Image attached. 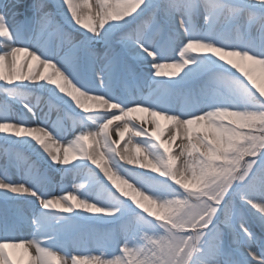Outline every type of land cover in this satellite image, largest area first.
I'll return each instance as SVG.
<instances>
[{
    "label": "clouds",
    "instance_id": "obj_1",
    "mask_svg": "<svg viewBox=\"0 0 264 264\" xmlns=\"http://www.w3.org/2000/svg\"><path fill=\"white\" fill-rule=\"evenodd\" d=\"M143 3L32 0L29 35L17 42L0 28V81L20 82L10 96L33 120L34 109L44 112L43 122L31 126L9 114L7 119L0 116V134L30 138L53 165L87 161L110 189L99 204L78 194L83 184L57 195L28 178L15 183L0 179L5 196L33 197L38 206L33 215L21 218L30 232H16L15 220L11 228L5 226L0 264H11L6 250L13 247L28 250V264H264V234H257L235 203L247 208L264 233V190H248L250 173L264 172V0H160L167 16L169 10L184 22L172 30L171 47L145 49L153 61L151 76L121 81L117 94L106 71L105 52L98 54L86 41L76 40L73 31L82 30L87 40L106 37V26L132 17ZM162 31L159 26L153 38ZM81 48L90 61L102 62L87 79L66 60L69 53L77 58ZM21 53L23 59L16 64ZM202 62L214 71L193 82L190 66ZM127 71L133 73L131 67ZM24 82L46 89L59 104L19 91ZM45 108L55 109L58 120L82 124L81 131L70 140L58 139L55 121L52 130L44 126ZM137 112L144 118L131 115ZM161 120L166 123L158 127ZM200 125L211 134H186L189 127ZM35 132L39 138L30 135ZM23 163L33 167L27 160ZM13 188L24 192L14 193ZM73 200L83 207L76 209ZM122 202L135 210L136 227L131 236L124 234L111 255L95 242L72 244L69 251L56 244L55 234L45 226L56 219L49 210L118 219ZM224 229L230 240H225Z\"/></svg>",
    "mask_w": 264,
    "mask_h": 264
},
{
    "label": "bare ground",
    "instance_id": "obj_2",
    "mask_svg": "<svg viewBox=\"0 0 264 264\" xmlns=\"http://www.w3.org/2000/svg\"><path fill=\"white\" fill-rule=\"evenodd\" d=\"M22 3L24 5H29L32 3V0H22ZM158 4H160V2L158 0H145L144 5L141 7L140 10H138V13H136V15L144 12V10L146 11L148 8H153L155 6H158ZM20 11L22 14L17 17L18 20L27 21L30 18H32V12L29 8L21 9ZM148 12H150V11H148ZM23 15H26L25 20L22 18ZM131 19H132V17H129V18H126V20L121 21L120 23L117 22L118 26H116V27L108 28L106 26L107 34L116 33L117 30L119 29V27H121L125 23H129ZM200 23H201V21L199 19H197L195 21V26L199 27ZM164 26L167 29V33H169L171 35L172 34V27L169 24V22H165ZM32 30H33L32 23H30V24L26 23L24 30L22 32V37H26L27 35H29V33ZM73 36L78 41H86L87 47H89L93 50L97 49L96 52L98 54H100L99 52H101L103 47H104V46H101L102 42H104L106 40V38L103 36H102V38H97L94 40H87L86 34L82 30L76 31V35H73ZM118 36H120V35H116V37L113 39L115 42L121 43L123 40ZM156 42H161V41H155V40L153 41L154 44ZM109 49L112 50V48H109ZM131 50L133 51V53L132 52L131 53L135 54V57H137L138 60L143 59V61L136 62V64L143 66L142 70L144 71V73H146L150 77L152 70L149 66L150 64L148 62V57L144 53L140 52V50L138 48L137 49H131ZM76 57L84 58V60H85L84 61V68H88L89 70H92V72L100 69L102 66V62L93 63L92 61H90L89 58L85 55L83 48H81V50L77 53ZM66 60L69 64H72L74 66V70L77 72L76 66H75L74 55L68 54V56L66 57ZM190 67H193L194 70H201L202 72H207L208 70L212 69L211 66L207 64V62H202L201 64H199L197 66H190ZM126 68L127 67L125 65L123 67V69H126ZM78 69H79V66H78ZM113 69L111 71L112 80H113V82L116 81L119 84L120 81H122L123 79H122V77L120 79L118 77L116 78V75L112 73ZM126 71H127V69H126ZM14 84L19 85L20 82H16ZM113 85H114V83H113ZM20 86H23L22 88H24V90L18 89L19 91L31 92L33 94L35 92L39 91V92L45 93L46 95L48 94V91L46 89H39L35 85H28L27 82H24V84L20 85ZM15 87H17V86H15ZM0 111H7V113L12 118L22 121L23 123H25L26 126H31L32 124H41L43 122V117H44V112L40 111L39 109H34V111L36 112V119L33 120L32 114L28 113L26 109H23L15 97L10 96V95L7 96L3 92L0 94ZM44 111L48 112V117H47L48 123L45 124L44 126L48 127L49 130H52L51 125L54 121H51V118L55 119L56 120V127H57V129H59V135L57 138L62 140V141L70 140L71 137H69L65 133V131H63L64 129H61V127L64 128V127L69 126V129H71L73 127H77V128H75V131L76 130L81 131V129L83 127V125L82 126H76L77 125L76 122H69L68 120H58L57 119V112L55 109L49 111L47 108H45ZM49 115H50V117H49ZM131 115H133L137 119H143L144 118V114L139 113V112L133 113ZM164 123L165 122L162 120L159 121L158 127L163 126ZM198 129L210 130L209 128L205 127L204 125H200L196 129L189 127L187 129L186 133H188L192 130H198ZM12 138H16V137H12ZM10 139H11V137H10ZM17 140L20 144H26L27 146H30L32 149L36 148L34 142L31 141V139L28 137H20V138H17ZM35 153L37 154V156L40 157L42 162H41V164H38L35 166H34V164H32L33 167H28L26 164L23 163V160H21L19 157L13 159L12 156H10L7 153V151L5 154L4 151L0 150V178L7 179V180L20 178L22 181H25L26 178H28V179H31L35 184L39 185L40 188H42L46 192L51 193V194L60 195V194H63V190L60 188L61 184L59 182H56V181H58L57 178H59V176H62L65 173L66 168H69L75 164H80V163L85 162V161H75L71 165L61 167L60 165H53L51 163V161L38 148L35 149ZM150 175L151 174H149V176ZM82 179L84 181H87V184L89 186H91V189L98 190L97 192L100 194V196L98 197L97 203L103 204V202L105 201V199L107 198V196L110 193V189L108 188L106 183L99 178V176L96 174V172L94 173V178L93 177L92 178L83 177ZM66 183H68V181L65 182L64 184H66ZM54 184L56 186H53ZM82 197L90 199L89 196L87 197V196L82 195ZM16 201L20 202L21 205L20 206L18 205L19 207L15 208V210H13L12 213H7L3 203H7V202L10 203L11 202L12 204H15ZM29 201L34 202L35 200L33 197H27V196L13 197L12 194H8L7 196H5L2 192H0V228H2V230H0V238H3L5 226L8 225V223H9L8 227L11 228L13 220H15L16 224H17V226L14 229L16 232L23 231V232L27 233V232L31 231L30 228H25L21 222L22 217H25V216L30 217L31 215L34 214V212L36 210H38V209H35V207H34L35 205L32 208V206L30 204H28ZM1 202H2V204H1ZM131 209H132L131 206L122 202V207H121L120 213L118 214V216H119L118 219L113 218V217H95V218H97L99 221H102V222H106V223L110 222L111 225H109V226L112 227L113 229H115L116 233H119V235L116 238V241L118 243H121L123 236L125 234L124 228H123L124 223L122 221L123 220L122 216H126V215L133 216L129 212ZM132 210H134V209H132ZM49 211H51V210H49ZM71 214L72 213H63L62 218L70 216ZM80 214H83L82 211L80 212ZM80 214H78V216ZM11 219H13V220H11ZM133 219H135V216L133 217ZM252 220L255 221V218H252ZM255 223H256V221H255ZM51 224H52V221H46L45 222V226L51 232H53L52 228H51ZM255 230H256L258 235H261V229L260 228L255 229ZM227 233H228V230H227ZM56 241H57V239H56ZM69 248H71V246ZM6 255H7L8 259L11 261V264H28V260L30 258V254H29L28 250L26 248H19V247H13V248L7 249Z\"/></svg>",
    "mask_w": 264,
    "mask_h": 264
},
{
    "label": "rangeland",
    "instance_id": "obj_3",
    "mask_svg": "<svg viewBox=\"0 0 264 264\" xmlns=\"http://www.w3.org/2000/svg\"><path fill=\"white\" fill-rule=\"evenodd\" d=\"M158 1L160 2V0ZM159 5L160 4H158V7L155 6L157 7L156 17H157L158 24L163 27V31L161 35L155 39V41H161V42H156L155 43L156 45L167 43V41L169 40V37L171 36L169 33H167V29L164 26L165 22H168V16L165 14V12L162 10V7ZM151 10L152 8H148L146 11L144 10V12L138 15L134 14L129 23H125L124 25L119 27L116 33L107 34V36L105 37L106 40L102 42V44L100 43L101 46H104L102 51L100 50L101 51L99 52L100 54L104 53L105 50L109 48H112V51L118 54V60L116 62V65L113 67L114 69L112 72L113 74L116 75V78L118 77L120 79L122 77L123 80H129V81L133 79L139 80V79L149 78V75L144 73V71L142 70L143 66L136 64V62L143 61V59L138 60V58L135 57V54H132L133 51L127 47L128 45L125 43L124 37L127 36L129 33H132L136 29L139 21L143 19L144 17H146L147 14L149 13L148 11H151ZM22 18L25 20L26 15H23ZM57 19L60 20L61 23H63L61 17L58 16ZM65 27H67V25H65ZM115 34L120 35L118 37H120L124 42L123 41L121 43L115 42L113 39L116 37ZM73 35H76V31H73ZM69 54H72V53H69ZM84 61H85L84 58H79V57L75 58V66H76L78 75H81L83 78L87 79L90 77L92 70H89L88 68H84ZM148 62L150 64L153 61H151L150 58H148ZM125 65L127 67L126 69H128L129 67L133 69V73L131 75L128 73V71H126V69H123ZM78 66H79V69H78ZM212 71H214V69L208 70L207 72H202L201 70H194L192 74V81L196 82V81L202 80L204 79L205 76L209 75ZM113 83H114V91H116V93L119 94L120 93L119 91H121V87H120L121 81L119 84H116V81H114ZM15 86H17V84L6 85L4 84V82H0V94L3 92L5 95L9 96L8 90L16 88ZM22 87L23 86H20L19 90H24V88ZM34 94L41 95L45 99L51 100L53 104H59V101H57L54 97H51L49 93L46 95L45 93L38 91V92H35ZM60 107L63 110H67L65 109V106L63 105H60ZM51 121L56 122V120L53 118H51ZM76 124H77L76 126H82V124H78V123ZM75 128L77 127H73L69 129V126H67L62 129H64L63 131H65V133L69 137L72 138L76 133L79 132L77 130L75 131ZM195 133H200L202 135H210L211 130L198 129V130H192L186 134L189 137H191ZM10 137L11 136H6L5 134H0V150L1 151L5 152L6 150L7 153L10 156H12L13 159L19 157L21 160H23V162L27 160L31 164H34V166L41 164L42 161L40 157L37 156V154L35 153V149L37 147L32 149L30 146H27L26 144H20L17 138L11 137L10 139ZM94 171L95 170L93 169V167L87 161H85L83 163L75 164L69 168H66L65 173L62 176H59V178H57L58 181L56 182H59L61 184L60 188L63 190V194L72 190L73 184H83L84 187L79 190L78 194L84 195L87 197L89 196L90 198L89 200L91 202L97 203L98 197L100 196V194L97 192L98 190L91 189V186L87 184V181H84L82 179L83 177H88V178L93 177L94 178V173H95ZM8 181L15 183V182H20L22 180L20 178H16V179H10ZM67 181L68 183L64 184ZM53 186H56V185L54 184ZM235 203L238 207H241L244 216L247 218L249 224L253 227V229L254 230L259 229L255 221L252 220V218L254 217L251 216L247 208L240 205L239 201H236ZM28 204H30L32 208L35 205L34 206L35 209H38V206L35 204V201L34 202L29 201ZM3 205L6 211L8 210V208H10V211H13L15 210V208L19 207L21 204L20 202L16 201L15 204H12L11 202L10 203L7 202V203H3ZM51 212L54 213L56 217L55 220H51L52 221L51 228H52L53 233L55 234V238L57 239L56 241L57 245L67 246L68 250L71 251L72 247L71 248L69 247L72 244H78L80 246H84V245L91 246L92 243L95 242L103 246L109 255L118 251L119 243L116 241V238L119 235V233H116V230L109 226L111 225L110 222L106 223V222L99 221L97 218L92 217L91 215L84 213V212H82L83 214H80L81 210H74L70 216L63 217V218H62L63 213H58L55 210H51ZM129 212L133 216H130V215L122 216L123 218L122 221L124 223L123 225L124 233L127 234L128 236H131L136 227V221H135L136 219H133V217L136 214H135V210H132V209ZM78 214L80 215L78 216ZM261 234H264V233L261 232ZM73 237H78V239L73 240ZM224 238L225 240H230V236L227 233L226 229H224Z\"/></svg>",
    "mask_w": 264,
    "mask_h": 264
},
{
    "label": "snow or ice",
    "instance_id": "obj_4",
    "mask_svg": "<svg viewBox=\"0 0 264 264\" xmlns=\"http://www.w3.org/2000/svg\"><path fill=\"white\" fill-rule=\"evenodd\" d=\"M145 3V0H144ZM144 3L141 5V7L144 5ZM158 7V6H157ZM157 7L152 8V15L149 17L148 22L146 25H140L136 30H134L132 33H129L127 36L124 37L125 43L128 45L130 49H139L140 52L144 53L147 56V52H145V49L147 48L148 51L153 50V46L159 47L161 49H167L172 46V39L169 37V40L165 44L155 45L153 41L161 35V33L157 34L156 38L154 39V33L159 28V24L156 17ZM177 7L179 5L177 4ZM29 8L28 5H24L22 3V0H0V28L7 29L9 36L16 38L17 42L20 37H22V32L24 30L25 24L31 23V18L27 21H20L17 19L18 16H20L21 9ZM34 10V9H33ZM140 10V9H138ZM137 10V11H138ZM168 11V22L172 27V30H174L178 23L184 22V21H178L176 15ZM118 26V24H114L113 27ZM192 39H199L200 37L197 35H193L191 37ZM0 39H4L3 37H0ZM200 51H207L206 49H200ZM24 54H16V64H19L23 59ZM149 58V57H148ZM105 59L107 60L106 65V71L108 73H111L114 65L116 64L118 60V54L114 53L111 49L105 50ZM31 68V63L28 66ZM47 72V68L45 67L44 70L41 72V76H43ZM2 82V81H0ZM58 82V77L54 78L52 80L53 84H56ZM13 89L8 90V94L12 95ZM0 116L8 118L7 111H0ZM2 122V121H0ZM30 135H34L37 138H39V132L30 133ZM51 147V145H49ZM69 159L71 157H68ZM253 167L250 165V168ZM252 175L251 183L248 186V190L251 192H258L261 190H264V172L257 169L255 171V174ZM2 179V178H0ZM12 191L14 193H23V188H13ZM73 204L76 209H80L83 207V205L77 203L75 200H73ZM55 207H60L59 204L55 205ZM89 212H95L96 209L89 208Z\"/></svg>",
    "mask_w": 264,
    "mask_h": 264
}]
</instances>
